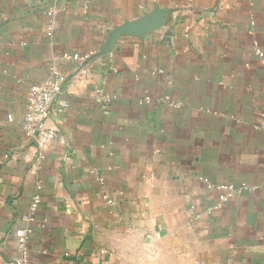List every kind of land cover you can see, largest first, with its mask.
Returning <instances> with one entry per match:
<instances>
[{
  "label": "crops",
  "instance_id": "obj_1",
  "mask_svg": "<svg viewBox=\"0 0 264 264\" xmlns=\"http://www.w3.org/2000/svg\"><path fill=\"white\" fill-rule=\"evenodd\" d=\"M259 51L264 0H0V264L18 228L29 264H264ZM54 64L40 147L22 119Z\"/></svg>",
  "mask_w": 264,
  "mask_h": 264
},
{
  "label": "built area",
  "instance_id": "obj_2",
  "mask_svg": "<svg viewBox=\"0 0 264 264\" xmlns=\"http://www.w3.org/2000/svg\"><path fill=\"white\" fill-rule=\"evenodd\" d=\"M58 12L55 6L50 7L47 10V14L50 16V24L48 30L54 29L53 22ZM260 56H264V52H258ZM92 53L76 56L79 60H87ZM64 57L71 58L72 55L65 53ZM51 76L40 84L33 85L29 91V102L26 113L22 119V128L24 135L27 139L34 141L38 146H43L45 143L60 137L59 132L48 125L47 121L53 115V104L59 94L62 91L63 84L66 77L54 64L51 66ZM38 160L42 158L41 154H38ZM40 188V185H38ZM223 193L220 194V200H228L235 191L233 184H220L217 186ZM241 187H246V184H242ZM108 202H112L109 200ZM40 203V194L37 192L33 195L31 203L32 213L36 211ZM17 239V245L21 250V254L11 260L8 264H29L28 254L25 250V245L28 238V231L25 228H18L15 230Z\"/></svg>",
  "mask_w": 264,
  "mask_h": 264
},
{
  "label": "water",
  "instance_id": "obj_3",
  "mask_svg": "<svg viewBox=\"0 0 264 264\" xmlns=\"http://www.w3.org/2000/svg\"><path fill=\"white\" fill-rule=\"evenodd\" d=\"M165 15L164 9L155 10L152 13H149L133 22H128L124 24L119 32L129 31V30H140L141 32H146L149 29L153 28L162 23Z\"/></svg>",
  "mask_w": 264,
  "mask_h": 264
}]
</instances>
